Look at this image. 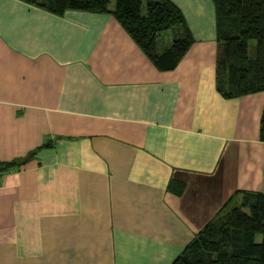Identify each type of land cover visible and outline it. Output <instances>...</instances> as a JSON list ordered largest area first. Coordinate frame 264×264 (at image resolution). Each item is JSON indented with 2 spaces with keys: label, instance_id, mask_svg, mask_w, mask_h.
Wrapping results in <instances>:
<instances>
[{
  "label": "crops",
  "instance_id": "1",
  "mask_svg": "<svg viewBox=\"0 0 264 264\" xmlns=\"http://www.w3.org/2000/svg\"><path fill=\"white\" fill-rule=\"evenodd\" d=\"M170 1L192 43L160 71L109 14L0 0V162L33 151L0 169V264H170L264 193V91L220 96L212 1Z\"/></svg>",
  "mask_w": 264,
  "mask_h": 264
},
{
  "label": "trees",
  "instance_id": "2",
  "mask_svg": "<svg viewBox=\"0 0 264 264\" xmlns=\"http://www.w3.org/2000/svg\"><path fill=\"white\" fill-rule=\"evenodd\" d=\"M61 14L82 10L109 14L128 34L154 68L171 70L192 37L179 9L170 0H24ZM214 9L216 57L214 83L223 98L264 91V0H211ZM173 31L169 44L157 39ZM254 42L253 55L248 42ZM264 142V103L258 123ZM45 142L39 147L49 146ZM36 150V149H35ZM22 158L0 162L7 170ZM239 201L226 202L170 264H264V193L236 191Z\"/></svg>",
  "mask_w": 264,
  "mask_h": 264
},
{
  "label": "rangeland",
  "instance_id": "3",
  "mask_svg": "<svg viewBox=\"0 0 264 264\" xmlns=\"http://www.w3.org/2000/svg\"><path fill=\"white\" fill-rule=\"evenodd\" d=\"M173 35V31L171 30H166L164 32H162L160 35H159V39H161V41H163L164 39H171ZM253 46H254V42L252 40H250L248 42V53L249 55H253ZM236 204V203H235ZM234 204V205H235ZM233 204L230 203V206H232Z\"/></svg>",
  "mask_w": 264,
  "mask_h": 264
}]
</instances>
